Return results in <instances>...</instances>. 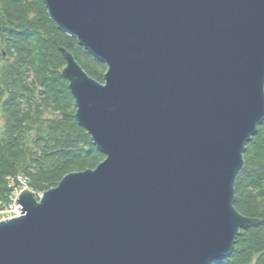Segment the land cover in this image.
I'll list each match as a JSON object with an SVG mask.
<instances>
[{
    "label": "water",
    "instance_id": "1",
    "mask_svg": "<svg viewBox=\"0 0 264 264\" xmlns=\"http://www.w3.org/2000/svg\"><path fill=\"white\" fill-rule=\"evenodd\" d=\"M107 67L62 49L76 119L106 159L0 222V264H213L260 224L235 208L264 122V0H43Z\"/></svg>",
    "mask_w": 264,
    "mask_h": 264
},
{
    "label": "trees",
    "instance_id": "2",
    "mask_svg": "<svg viewBox=\"0 0 264 264\" xmlns=\"http://www.w3.org/2000/svg\"><path fill=\"white\" fill-rule=\"evenodd\" d=\"M62 49L104 84L107 67L57 28L43 0H0V202L4 208L11 203V184L19 186L20 177L28 180L33 192L44 194L67 175L94 170L106 159L75 117L76 103L62 74L67 65ZM244 159L235 186V208L260 224L242 230L232 254L213 264H264V122L248 143Z\"/></svg>",
    "mask_w": 264,
    "mask_h": 264
},
{
    "label": "built area",
    "instance_id": "3",
    "mask_svg": "<svg viewBox=\"0 0 264 264\" xmlns=\"http://www.w3.org/2000/svg\"><path fill=\"white\" fill-rule=\"evenodd\" d=\"M25 182L28 180L25 179L24 177H21ZM20 197V192L15 190L12 194V197H11V203L6 206L5 208L1 206L0 204V213H5L6 216L9 215V217H5L4 219L7 220L8 218L9 219H12L14 217H17L20 215L21 213V207L20 205L17 203L18 199ZM2 219H0V222H1Z\"/></svg>",
    "mask_w": 264,
    "mask_h": 264
},
{
    "label": "bare ground",
    "instance_id": "4",
    "mask_svg": "<svg viewBox=\"0 0 264 264\" xmlns=\"http://www.w3.org/2000/svg\"><path fill=\"white\" fill-rule=\"evenodd\" d=\"M104 83H105V82H104ZM18 181H19V184H20L19 186H16L15 184H13V186L15 187L14 190H17V191L20 192V197H19V199H18V201H17L18 204H19V202H20V198H21V196H22V194H23L24 192H30L31 194H33L34 197H35V196L39 197V198L37 199V201L40 202V201L42 200L43 196L45 195V193H47V192L50 191V190H49V191L45 192L44 194H36L35 192H33V191L30 189V187H29L27 181L25 182L21 177L18 178ZM12 183H14L13 180H12ZM51 190H52V189H51ZM21 214H22V210H21L20 215L17 216V217H20ZM17 217H14V218H17Z\"/></svg>",
    "mask_w": 264,
    "mask_h": 264
},
{
    "label": "rangeland",
    "instance_id": "5",
    "mask_svg": "<svg viewBox=\"0 0 264 264\" xmlns=\"http://www.w3.org/2000/svg\"><path fill=\"white\" fill-rule=\"evenodd\" d=\"M0 116H1V114H0ZM11 186H12V188H13V192H14V191H15V190H14V189H15V187H14L12 184H11ZM12 194H13V193H12ZM11 197H12V196H11ZM0 204H1V206H3V207H4V205H2V203H1V202H0ZM5 217H9V215H7V216H6V214H5V213H3V214H2V213H0V219H2V220H1V222H2V221H5V219H4ZM8 219H9V218H8ZM8 219H7V220H8Z\"/></svg>",
    "mask_w": 264,
    "mask_h": 264
}]
</instances>
